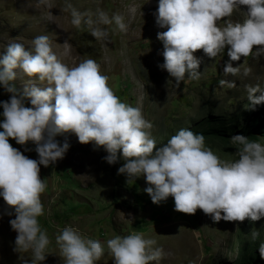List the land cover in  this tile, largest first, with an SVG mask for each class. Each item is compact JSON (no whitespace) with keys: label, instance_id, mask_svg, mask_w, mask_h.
Masks as SVG:
<instances>
[{"label":"clouds","instance_id":"obj_1","mask_svg":"<svg viewBox=\"0 0 264 264\" xmlns=\"http://www.w3.org/2000/svg\"><path fill=\"white\" fill-rule=\"evenodd\" d=\"M39 2L47 5V0ZM234 11L244 14L242 21L230 19ZM70 15L73 26H89L90 35L98 41L108 39V30L100 25L112 24L120 32L127 28L120 14L109 16L99 8L94 20L75 9ZM154 19L159 28L166 29L156 33L163 45V63L158 67L177 85L186 78L199 79L201 61L194 55L196 50L215 58L227 46L224 77L241 73L240 64L233 66L231 61L264 57V0H157ZM67 50L65 41L60 55ZM18 71L27 77L21 87L13 83ZM248 71L245 67L241 74ZM217 83L235 86L225 78ZM0 88L10 94L7 101L0 100V197L11 208L5 214H14L8 220L16 233L13 251L30 252L31 258L22 264H39L45 258L49 240L37 221L43 214L40 194L45 189L39 166L63 158L69 144L58 143L54 137L67 132L74 133L80 143L102 146L107 153L103 159L110 165L119 150L123 162L117 173L129 181L143 175L148 185L144 192L152 203L170 195L174 210L193 214L199 208L210 214L213 222L246 218L251 222L264 217V144L234 134L229 139L239 146L237 158L225 161L205 145L202 134L180 128L157 146L152 123L139 107L117 98L99 64L86 58L68 66L47 35L34 36L30 48L16 41L4 46L0 51ZM244 88L246 108L254 110L264 103V87L246 84ZM8 138L21 146L31 142L34 148L25 147L24 151H35L36 159L12 147ZM250 234L255 240L259 233L250 230ZM55 242L63 264H96L105 251L112 264H159L165 255L154 239L139 233L114 235L102 245L65 226ZM257 251L264 259V241Z\"/></svg>","mask_w":264,"mask_h":264},{"label":"rangeland","instance_id":"obj_2","mask_svg":"<svg viewBox=\"0 0 264 264\" xmlns=\"http://www.w3.org/2000/svg\"><path fill=\"white\" fill-rule=\"evenodd\" d=\"M156 7L157 0H47V5L39 0H0V51L12 41L30 48L34 36L47 35L53 50L68 66L86 58L95 60L117 98L139 107L144 118L152 123L151 133L157 146L180 128L207 129L206 124L199 125L207 115L222 116L227 121L236 115L235 134L242 131L249 140L264 144V109L259 112L261 108H246L244 88L246 84L264 87V57L231 61L233 66L240 64L241 73L247 67L248 74L224 77L227 46L215 58L196 50L194 55L201 61L199 79L186 78L177 85L166 70L158 67L163 63V45L156 33L166 29L155 24ZM97 8L109 16L113 12L120 14L126 31L115 30L112 24L100 25L108 30V39L98 41L90 35L89 26L82 23L75 27L70 23L71 9L90 14L94 20ZM243 18L239 11L230 17L233 21ZM65 41L68 50L60 55ZM221 78L234 81L235 86H219L217 81ZM26 80L18 71L13 83L21 87ZM9 95L0 88V100L7 101ZM25 106H29L27 101ZM230 137L224 142L204 143L219 158L231 161L237 158L239 146L233 145ZM54 139L58 143L66 141L69 147L55 164L39 166L38 175L44 180L45 189L40 194L43 214L37 221L49 240L45 258L39 264H63L55 236L65 226L72 227L82 238L99 240L102 245L114 235L139 233L152 238L165 253L159 264H240L239 248L251 235L250 230L258 231L257 237L264 241V217L251 221V226L247 218L213 222L210 214L199 208L193 214L174 210L170 195L158 204L152 203L144 192L148 185L143 175L129 181L117 173L123 162L119 150L117 160L110 165L103 159L107 153L102 146L80 143L71 132L58 134ZM8 142L23 155L36 159L35 151H24L25 147L34 148L31 142L24 146L16 144L13 138H8ZM6 211L11 212V208L0 197V264H22L31 258L30 252L13 251L16 233L8 220L14 214L6 215ZM171 214L174 216L169 217ZM96 264H112L111 255L105 251Z\"/></svg>","mask_w":264,"mask_h":264},{"label":"trees","instance_id":"obj_3","mask_svg":"<svg viewBox=\"0 0 264 264\" xmlns=\"http://www.w3.org/2000/svg\"><path fill=\"white\" fill-rule=\"evenodd\" d=\"M259 112L264 109V104L260 107H256L255 109H259ZM258 112V111H256ZM230 121H227L226 118H223L222 116H211L207 115L203 119V121L199 125H207V129L197 130L196 128H192L191 131L193 133H200L204 137V141H213L214 143L217 140H221L224 142L227 137L232 136L237 131L236 129V121L237 116L233 115L230 118ZM224 121V122H223ZM227 121V122H226ZM231 123L230 127H227L226 124ZM262 123V122H261ZM264 123V121H263ZM259 129L260 124H259ZM263 132V130H260ZM240 134L246 136L242 131ZM167 214V213H166ZM174 215H170L169 217H173ZM248 225L251 226L252 223L248 221ZM260 243V238L256 237L255 240L251 238V235L247 237L243 241V245L240 246V256L238 259V263L240 264H261L263 259L260 258L259 253L257 251V247Z\"/></svg>","mask_w":264,"mask_h":264}]
</instances>
